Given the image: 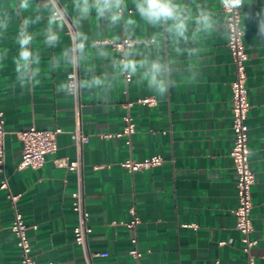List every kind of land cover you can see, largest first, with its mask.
I'll return each instance as SVG.
<instances>
[{
  "label": "crops",
  "instance_id": "1",
  "mask_svg": "<svg viewBox=\"0 0 264 264\" xmlns=\"http://www.w3.org/2000/svg\"><path fill=\"white\" fill-rule=\"evenodd\" d=\"M241 14L251 17L243 20L250 165L256 174L251 234L256 243L249 253L243 251L233 213L238 204L229 155L235 67L227 42L213 40L205 49L206 67L198 86L173 90L163 99L141 90L122 92L106 103L81 97L82 129L89 136L81 151L73 134V100L57 96L51 80L31 95L12 92L5 83L11 67L0 71L8 181V188L0 189V264L20 263L9 195L19 196L16 206L29 227L38 264H136L129 255L132 239L144 254L141 264H264V46L254 43L264 0H246ZM146 98L154 104L138 102ZM128 113L135 133L104 138L123 130ZM31 127L60 128L62 133L57 151L46 156L41 169L20 170L23 145L17 133ZM158 154L164 162L153 169L130 173L120 166L129 158L141 161ZM78 156L92 228L86 250L74 242L77 176L55 164L56 159ZM135 218L137 226L129 228Z\"/></svg>",
  "mask_w": 264,
  "mask_h": 264
},
{
  "label": "clouds",
  "instance_id": "2",
  "mask_svg": "<svg viewBox=\"0 0 264 264\" xmlns=\"http://www.w3.org/2000/svg\"><path fill=\"white\" fill-rule=\"evenodd\" d=\"M245 2L0 0V71L11 67L6 87L22 95L51 80L64 99L106 103L132 90L163 99L201 83L211 41L246 34ZM256 23L264 46V14Z\"/></svg>",
  "mask_w": 264,
  "mask_h": 264
},
{
  "label": "built area",
  "instance_id": "3",
  "mask_svg": "<svg viewBox=\"0 0 264 264\" xmlns=\"http://www.w3.org/2000/svg\"><path fill=\"white\" fill-rule=\"evenodd\" d=\"M241 17L242 14L240 13ZM227 48L232 55L235 67V80L231 84L232 93V123L231 130L233 133L232 148L229 153L234 163V170L237 176V199L238 204L233 211L236 217L237 229L242 235L243 251L249 253L255 245V241L251 239L253 232L252 209L253 204V187L256 184V174L250 165V149L247 120L251 109L248 92V74L247 63L249 55L245 43V35L240 38L238 43L229 44ZM141 104L151 105L154 100L151 98L140 99ZM74 103V130L75 145L78 151H81L83 145L89 141V136L83 132L81 117V97L73 100ZM130 105H128L129 107ZM124 128L120 133L104 135V138L127 137L132 136L136 131V126L131 115L128 113L123 117ZM6 120L0 102V189L8 188V181L5 174L6 166V149L5 138L7 131L5 128ZM62 133L60 128L49 131L31 127L28 130L17 133L18 138L22 142V157L18 168L22 169H41L46 162V156L54 154L57 151V136ZM129 143V142H128ZM164 157L162 155H153L141 161L131 158L122 161L120 166L130 173L140 172L153 169L163 164ZM55 164L77 176V187L72 193V209L77 217V225L75 226L74 242L76 245L86 250L89 235L92 228L89 225L90 213L85 206V193L82 178L81 159L78 156L74 160L69 158H60L55 160ZM14 206V221L11 231L16 239V245L20 254L19 264H38L33 257L32 247L28 238V229L22 214L17 208L19 196H8ZM133 212V211H132ZM138 220L135 218L129 224V228H135ZM36 228V227H34ZM133 248L129 252L131 258L136 264H141L144 254L137 247V239H132ZM250 264H254L250 260Z\"/></svg>",
  "mask_w": 264,
  "mask_h": 264
}]
</instances>
